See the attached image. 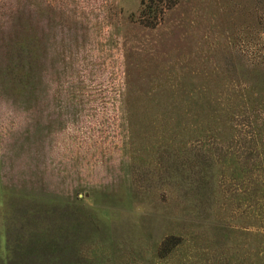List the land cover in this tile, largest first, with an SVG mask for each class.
<instances>
[{"label": "rangeland", "instance_id": "1", "mask_svg": "<svg viewBox=\"0 0 264 264\" xmlns=\"http://www.w3.org/2000/svg\"><path fill=\"white\" fill-rule=\"evenodd\" d=\"M138 7L0 0V264H264V0Z\"/></svg>", "mask_w": 264, "mask_h": 264}, {"label": "trees", "instance_id": "2", "mask_svg": "<svg viewBox=\"0 0 264 264\" xmlns=\"http://www.w3.org/2000/svg\"><path fill=\"white\" fill-rule=\"evenodd\" d=\"M176 0H172L168 3L166 0H139V7L137 10L138 20L144 25H153L157 23V20L171 4ZM174 237L171 235L162 241V245L170 246L174 245L176 241L172 240ZM167 248V247H166Z\"/></svg>", "mask_w": 264, "mask_h": 264}]
</instances>
